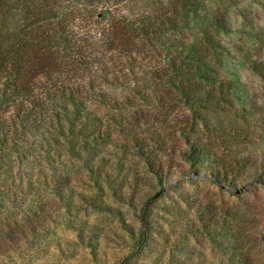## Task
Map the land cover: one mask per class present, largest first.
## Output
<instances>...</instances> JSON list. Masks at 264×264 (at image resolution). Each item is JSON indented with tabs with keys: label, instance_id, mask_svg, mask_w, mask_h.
<instances>
[{
	"label": "trees",
	"instance_id": "1",
	"mask_svg": "<svg viewBox=\"0 0 264 264\" xmlns=\"http://www.w3.org/2000/svg\"><path fill=\"white\" fill-rule=\"evenodd\" d=\"M216 1L209 10L204 0H0V264L24 263L26 246L48 236L45 199L58 208L73 194L80 211L112 199L138 211L139 240L123 261L132 264L176 176L202 175L221 193L264 192V24L251 23L261 12ZM148 4L161 9L141 13ZM229 37L255 45L228 49ZM231 61L259 89L247 90ZM71 171L91 194L74 193ZM230 196L239 201L223 212L194 197L197 220L226 238L227 264H257L253 245L264 264L263 221L249 233L241 220L251 199Z\"/></svg>",
	"mask_w": 264,
	"mask_h": 264
},
{
	"label": "rangeland",
	"instance_id": "2",
	"mask_svg": "<svg viewBox=\"0 0 264 264\" xmlns=\"http://www.w3.org/2000/svg\"><path fill=\"white\" fill-rule=\"evenodd\" d=\"M258 1L261 2V7L256 5ZM241 2L246 12L260 10L261 13L252 16L255 20L251 22L254 27L264 24V0H241ZM204 4L209 10L218 8L216 0H204ZM155 7L157 10L161 9L160 5L156 4ZM155 7L148 4L141 9V13H146ZM222 7L224 10L229 8V24L232 28H238L235 26L241 25V19L237 18L235 10L227 5ZM157 10H154L155 13H158ZM228 39L225 41L228 49L244 48V45L251 48L255 45L253 41H244L238 37ZM235 66L240 72L241 68L235 61H231L227 69L234 72ZM240 76L243 84L248 83L249 86L245 84L248 86L247 90L259 89V80L250 76L248 71L242 70ZM67 174L72 180L71 185L75 186L74 193L91 194L89 192L91 185L87 183V179L81 172L71 171ZM245 187H248V190L243 193V199L246 197L251 199L252 207L248 216H244L241 220V224L250 233L258 224L259 218L263 221L262 227H264L263 191L259 190L255 195H251L250 185L240 184L235 190L226 188V192L221 193L217 185L206 180L202 175L176 176L162 192L165 195L164 198L155 204L150 244L132 264H227L226 238L218 236L221 231L217 228L211 229L210 233L203 229L202 224L197 220L195 209H192V199L195 197L203 203L213 202L214 207L219 212H223L226 201H239L230 195L236 194L237 190ZM1 196L0 193V204H4V198L1 199ZM68 196L74 203L72 204L71 201L66 205L58 203V208L52 206L50 199H45L47 213L52 214V221L48 222V236L42 239L35 251L31 252L30 246H26V253L31 254L27 255L26 261L22 264H121L139 240L141 226L137 219L138 211L130 206L120 205L112 199L104 200V205L98 211L88 210L86 205L87 210L80 211L75 205L81 206V201L74 198L73 194ZM28 200L33 204L37 201L35 197H30ZM142 200L143 198L137 202L139 209ZM186 200L189 203H186ZM70 204L78 211L69 210L67 206ZM109 205L119 210L105 213L103 209L107 210L110 208ZM0 228L3 229V227ZM90 241L94 243L93 248ZM253 246L250 247L249 255L259 264V257ZM18 255H14L16 258H13V262L18 263ZM18 260L21 262L20 259ZM8 263L10 260L4 261L3 264Z\"/></svg>",
	"mask_w": 264,
	"mask_h": 264
},
{
	"label": "water",
	"instance_id": "3",
	"mask_svg": "<svg viewBox=\"0 0 264 264\" xmlns=\"http://www.w3.org/2000/svg\"><path fill=\"white\" fill-rule=\"evenodd\" d=\"M248 190V188L247 187H245V188H242L241 190H238L237 191V195H242L244 192H246Z\"/></svg>",
	"mask_w": 264,
	"mask_h": 264
}]
</instances>
